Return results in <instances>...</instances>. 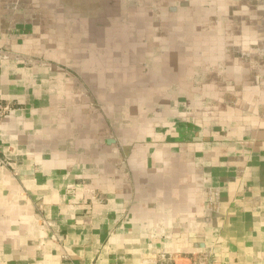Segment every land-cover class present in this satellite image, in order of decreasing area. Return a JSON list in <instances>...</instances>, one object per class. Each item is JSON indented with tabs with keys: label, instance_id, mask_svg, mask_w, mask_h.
Returning <instances> with one entry per match:
<instances>
[{
	"label": "crops",
	"instance_id": "0c3cea01",
	"mask_svg": "<svg viewBox=\"0 0 264 264\" xmlns=\"http://www.w3.org/2000/svg\"><path fill=\"white\" fill-rule=\"evenodd\" d=\"M0 99V264H264V0H0Z\"/></svg>",
	"mask_w": 264,
	"mask_h": 264
},
{
	"label": "built area",
	"instance_id": "2783aa9c",
	"mask_svg": "<svg viewBox=\"0 0 264 264\" xmlns=\"http://www.w3.org/2000/svg\"><path fill=\"white\" fill-rule=\"evenodd\" d=\"M11 105L0 99V121L11 110Z\"/></svg>",
	"mask_w": 264,
	"mask_h": 264
},
{
	"label": "water",
	"instance_id": "95a60500",
	"mask_svg": "<svg viewBox=\"0 0 264 264\" xmlns=\"http://www.w3.org/2000/svg\"><path fill=\"white\" fill-rule=\"evenodd\" d=\"M190 238H191L190 241H192L194 245L199 246V247L203 246L202 240L200 238L198 239L193 236Z\"/></svg>",
	"mask_w": 264,
	"mask_h": 264
}]
</instances>
